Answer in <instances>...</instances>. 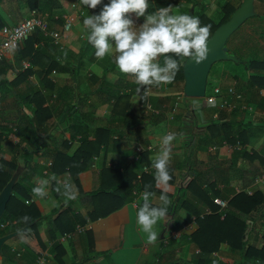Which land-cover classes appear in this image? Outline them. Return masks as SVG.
I'll return each mask as SVG.
<instances>
[{
	"label": "crops",
	"instance_id": "obj_1",
	"mask_svg": "<svg viewBox=\"0 0 264 264\" xmlns=\"http://www.w3.org/2000/svg\"><path fill=\"white\" fill-rule=\"evenodd\" d=\"M155 1L157 0H148V13L157 9ZM189 1L184 0V4L188 5ZM197 1L205 4L199 6L196 11L197 15H201L204 11L208 14L217 11L226 0ZM103 3H108V0H103ZM185 5L171 8L172 13L185 14ZM101 7L102 5L96 9H88L81 5L79 0H2L0 2V20L1 18L5 20L4 26L17 24L30 17L35 11L39 17L47 19L50 29L61 31L66 23V17H69L72 26L63 38L65 48L60 49L52 42L57 46V50H53V55L59 56L62 65L78 69L75 75L69 71L56 69L44 78L42 69L34 67L31 63L32 67L28 69H33L32 72L19 75L18 73L27 71L21 69L22 63L31 62L29 55H24V52L30 48V44L27 43L28 37L24 39L18 48L9 51L3 59L15 70L9 74V79H13L8 84L9 88L6 89L4 85L0 88L2 97L0 124L4 125L6 120L17 122L27 114L32 115L38 104L43 102L44 106L49 105L51 102L49 97H56L59 92L63 99L69 100V105L82 102V108L88 110V121L92 124L117 128L116 136H112L117 142L109 143L106 149L103 148L98 156L93 157L88 169L82 173L86 190L98 187L100 171L104 165L124 168L137 155L140 156V161L142 154L146 153L145 158L148 162L139 166L137 171L139 173L145 165L152 168V160L160 151V139L168 133H176V139L171 143L169 164L174 183L180 184L185 189L187 183L195 176H199L200 182H195L191 189L184 190L187 198L185 206H182L181 202L175 204L172 201L176 199V192L171 195L176 184H170L169 213L166 221H159L155 225L158 239L154 244L147 243L145 234L136 224V211L140 204L135 201L140 202V198L136 197L110 215L92 221L87 214L86 202L79 197L69 202V198L64 194L63 201L60 192L55 191L50 182L47 186V196L39 199L46 218L39 224L38 234L46 248H42L34 231H29L23 236L17 235L7 241L9 247L6 255L0 254V264H34L38 256L46 251L50 253L48 264H213L215 260H223L225 264H264V258L262 260L244 258L240 247L230 249L227 244H222V249L219 251L206 254L201 252L199 245L191 239L192 232L198 229L197 214L204 215L211 212L209 203L214 201L218 205L216 198L228 201L239 189L253 191L260 189L264 192V182H256V179L264 173V103H261V106L259 103L253 104L246 110L245 106H242L241 109L238 103L234 102L235 94L230 92V88L238 91V82L232 81L229 84L222 79L211 85L212 97L207 93L201 99L183 97L181 94L184 92L185 81H177L170 83V87L169 84L152 86L151 96L141 100L136 92L137 84L133 78L117 69L113 62L114 54L98 59L95 56V49L85 38L87 32L83 27V19L87 15L97 14ZM131 15L137 26L143 23L144 17L137 19L134 14ZM3 27H0V44L3 40ZM36 45L34 44L33 49ZM17 74L19 76L14 78ZM72 76L76 77L75 90L71 91L70 96L64 97L68 79ZM121 77L126 78L127 84L120 85ZM216 89H220V92L217 93ZM111 90L126 94L117 105L120 115H112L113 105L108 100ZM211 99L213 105L209 102ZM149 100L154 109L157 107V110L158 108L168 110L164 120L154 122L146 119L141 122L139 116L150 113L145 106ZM129 104L133 105L132 111L127 110ZM57 107L60 112L64 111V101L60 100ZM126 111H131L128 116L124 115ZM66 114L69 119L63 123ZM71 115L65 113L60 119L52 117L46 122L47 131L42 135L45 137L49 133L54 140V144L48 139L45 141L49 149H54L55 145L63 140H73L70 127L75 118ZM220 117L221 121L243 123L241 130L245 133V147L238 148L237 144L227 143L223 133L217 138L210 137L207 125L220 121ZM10 127L16 129L12 125ZM77 130H75V140L84 136L95 138L93 128L79 125ZM12 142H16L15 137L8 139L4 136L0 140V159L8 161L13 159ZM138 147L144 150L139 152ZM148 147L154 149L149 150ZM35 157L39 158L38 155ZM41 161L42 165H46L51 158ZM152 171L155 172L153 168ZM43 179H48L45 170L43 176L37 180ZM160 194L153 193L152 203H159ZM65 201L68 202L62 206ZM218 207L221 212L223 211V215L226 208L221 210L219 205ZM64 210L70 219L75 220V232L73 231V236L67 239H63L64 235L52 239L51 221ZM244 219L245 243L250 247L261 248L264 245V206L246 215ZM167 225L169 229L174 226V230L166 232ZM79 227H82L83 231L76 232ZM210 230V227H207L200 231L201 237L208 236ZM56 243H60L63 247L62 259H58L56 252H52ZM174 251L175 257H172L171 253Z\"/></svg>",
	"mask_w": 264,
	"mask_h": 264
},
{
	"label": "trees",
	"instance_id": "obj_2",
	"mask_svg": "<svg viewBox=\"0 0 264 264\" xmlns=\"http://www.w3.org/2000/svg\"><path fill=\"white\" fill-rule=\"evenodd\" d=\"M1 1L2 0H0V2ZM242 1L243 0H226L220 5V14L218 17L211 16L206 11L202 12L201 15H197L196 11L199 6L205 5L204 2H199L197 0H190L188 5L184 4V0H157L155 1V5L157 9L159 7L171 6V8H174L176 6L185 5L187 14H189L190 8L193 7L195 9L196 16L199 17L201 21V24L211 25V36L221 24L230 18L232 13ZM258 1L264 2V0ZM256 10L258 12L256 16H259L260 19H264V11L260 12L258 7H256ZM4 25L5 20L1 18L0 27H3ZM241 27L229 38L227 42L229 53L235 55L239 59V62H230L231 67L223 70L222 76L224 79H232V81L238 82V91H236V93L241 96L237 97L235 95L234 102L235 104L237 102L238 107L241 109H243L242 106H245L246 110L248 107H252L251 105L253 104L259 103V106H261L260 104L264 103V95L261 93V90L264 89V49L258 43L259 41L254 40L253 36L248 38L251 40L249 43L242 45L241 43L238 44L235 41H231L232 37L241 29ZM49 28L51 27L49 26ZM256 31H259L261 36L264 37V24L260 23ZM233 40H235V38ZM52 42L53 40L49 36L45 35L42 30H36L28 36L27 43L28 45L30 44V48L26 51L24 50V55H29L30 61L34 67L37 66L42 69L41 72L44 78L56 69L69 71L75 75L78 70L77 67L74 68L73 66L62 65L61 61H59V56L56 54L53 55V52L57 50V46H55L53 44L54 42ZM251 42L253 43L249 48L245 47ZM34 44H37L35 49H33ZM231 48L236 50V54L232 52ZM44 56H47V58L45 59ZM174 58L178 59L181 67L173 82H184L185 77L183 63L186 57ZM29 69L25 72L17 73L19 75L29 74L33 70ZM14 70V67L7 61L3 60L0 63V88L3 87V85L6 86V89L9 88L8 84L13 81L12 78L9 79V74H11ZM18 74L14 76V78H17V76H19ZM75 79V76L68 79L67 90L64 97L70 96L71 91L75 90ZM125 81L126 78L121 77L119 82L120 85H125ZM209 82L210 80L207 85H209ZM119 83L117 81L118 85ZM135 87L139 86L135 85ZM211 90L212 88L210 86V90H207V95L210 97H212ZM181 95L185 97L184 92ZM125 96V93L118 90H111L109 92L108 100L112 102L113 105L112 115L121 114V112L117 111V105L120 104ZM49 99H51L49 105L44 106L43 102L40 105L38 104L37 109H35L32 115L27 114L24 118H20L17 122L6 120L4 125L0 124V140L4 136L8 139H13V137L16 138V142H12L13 145L11 153L13 155V159L11 161L3 158L0 159V190H2L9 182L19 164L26 167L19 181L14 186L13 195L7 203L5 213L0 218V236L17 231L30 224L29 228L19 234V236H23L29 231H34L36 238H38V241L43 249L46 248V245L45 243H42L39 237L38 226L41 221L46 218V215L40 207L39 199H36L31 203H27V200L33 195L32 188L35 187V180L42 177L44 170L46 169L48 171L46 177L50 180L52 188L56 191V188L60 187V197L62 200L64 188L63 185L58 183L56 179H58V177L69 178L70 185L77 192V197L87 203V214L92 221L110 215L114 211L122 208L128 201L134 200L136 197L140 198L138 205H142L143 200L141 198V193L144 192L146 186H151L148 187V191L151 193H161L160 189L157 188L155 184V172H143L141 178L139 179L138 177L137 168L139 166L141 167L143 163L148 162L147 158H145L146 153L143 152L140 161L135 158L124 168L104 165L100 171V182L98 187H92L86 190L82 179V173L88 169L89 163L93 157L98 156L103 148L106 149L109 143L117 142L116 139H112V136H116L115 131L117 128L114 126H96L89 122V112L85 108H82L83 103L78 100L77 103L69 105V100L63 99L59 92L56 94V97L50 96ZM60 100L64 101L65 105V109H63L64 111L61 112L59 111V107H57ZM209 102L212 105L214 103L213 99ZM132 108L133 105L129 104L127 110H131ZM158 110H151L148 114H141V116H139L141 122L146 119L154 122L164 120L167 116L166 112L168 110L164 108H158ZM233 111L237 112V110ZM130 112L126 111L124 115L128 116ZM65 113H71V116L75 118L74 123H72V126L70 127L74 136L73 140H63L60 144L55 145L54 149H49V146L45 143V141L48 139V141L50 140L51 143L54 144V140L49 133L43 137L42 134L47 131L45 124L52 117L59 119L62 118ZM67 119L69 118L66 114L62 122H66ZM242 124V122L234 124L230 121H221L220 117V121L208 124L207 128L209 129L210 137L217 138L221 133H223L227 143L232 145L237 144V147L239 146L238 148H242L245 143V133H243L244 130H241ZM11 125L16 129L13 130L10 127ZM79 125L81 127L87 126V128H93L95 138L90 139V137L84 136L79 140H75V130H77ZM43 129L46 130L44 131ZM35 155H38L39 158H36ZM48 157L51 158L52 164L50 166L42 165L41 160ZM53 176L56 177L55 180L50 179ZM199 179V176H195L194 179L187 183L185 189H191L195 182H200ZM172 183H174L173 177L169 184ZM185 189L180 184H176L174 192L172 194L168 193L174 195L176 192V199H172L175 204L177 202H181L182 206L186 205L187 198L185 196ZM72 200L73 199H68L69 202ZM67 202H63L62 206H64ZM227 202L228 206L224 210L225 215H222L223 211L221 212L219 210L220 208L214 203V201H212L211 204L209 203V207L212 210L211 212L204 215H200V213L197 214L196 223L198 225V229L195 230V232H192L191 239L199 245L200 251L206 254H212L214 251H219L222 249V244H227L230 246V249L240 247L243 251L244 258L262 260L264 258V245L259 249L254 246V248L250 247L247 243H245L243 237L246 230L244 218L246 215L255 212L256 209L264 206V192L258 189L250 194L247 190L241 189L240 191H237ZM24 217H28V219L25 221ZM51 222L52 239L60 235L63 236L66 233L73 232L76 229L75 220L73 221L70 219L66 210L62 211L57 217L52 219ZM207 227H210L211 230L209 231L208 236L203 238L201 237L200 231H203V229ZM165 229L166 232H171L174 230V226L169 229L167 225ZM184 235H186V232H184ZM8 247L9 244L6 242L3 245V255H6ZM52 252H56L58 259H62L64 250L60 243H56L53 246ZM174 253L175 251L171 253L172 257H175ZM213 264H225V261L215 260Z\"/></svg>",
	"mask_w": 264,
	"mask_h": 264
},
{
	"label": "clouds",
	"instance_id": "obj_3",
	"mask_svg": "<svg viewBox=\"0 0 264 264\" xmlns=\"http://www.w3.org/2000/svg\"><path fill=\"white\" fill-rule=\"evenodd\" d=\"M79 3L88 9L102 5L97 14L83 19L87 32L85 38L95 49L98 59L114 54L113 62L117 69L132 77L139 86L136 92L141 100L152 86L174 81L181 67L174 57H186L198 65L208 56L211 25H202L195 15L173 14L171 6L159 7L148 13V0H108V3H103V0H79ZM131 14L137 19L144 17L143 23L137 26ZM175 139L176 133L161 137L160 151L152 160L155 184L161 191L159 203H152L153 193L148 191L151 186H146L141 196L143 203L136 211V224L149 244L156 243L158 234L155 225L166 221L169 213L171 202L168 193L172 179L169 164L171 143ZM50 179L55 180L56 177ZM49 183V179L37 180V186L32 188L33 196H47ZM63 188V194L69 199L77 198V192L70 184L64 183ZM56 191L60 192V187ZM27 219L24 217L25 221Z\"/></svg>",
	"mask_w": 264,
	"mask_h": 264
},
{
	"label": "water",
	"instance_id": "obj_4",
	"mask_svg": "<svg viewBox=\"0 0 264 264\" xmlns=\"http://www.w3.org/2000/svg\"><path fill=\"white\" fill-rule=\"evenodd\" d=\"M255 2L256 0H243L230 18L214 31L207 42L209 52L205 61L197 65L191 59H185L183 71L185 77L184 95L186 97L201 99L206 96L208 77L215 63L223 60L239 62L235 55L229 53L227 42L249 18L258 14ZM189 14L195 15L193 7L190 8ZM25 168L24 165L19 164L9 182L2 189L0 193V218L5 213L7 203L13 195L14 186L19 181ZM29 226L30 224L17 231L0 236V254L3 253V245L8 240L26 231Z\"/></svg>",
	"mask_w": 264,
	"mask_h": 264
},
{
	"label": "built area",
	"instance_id": "obj_5",
	"mask_svg": "<svg viewBox=\"0 0 264 264\" xmlns=\"http://www.w3.org/2000/svg\"><path fill=\"white\" fill-rule=\"evenodd\" d=\"M72 23L69 17H66V23L64 24L63 30L57 31V30H52L49 28V22L47 19L39 17L36 12L34 11L33 14L30 17H27L17 24L14 25H6L2 28V34H3V40L0 44V63L3 61V59L6 57L7 53L11 50H14L19 47L21 42L26 39L29 35L34 33L36 30H42L45 35L49 36L53 42L60 48L64 49L65 45L63 43V38L64 35L67 31L71 29ZM32 64L29 61H24L21 65V69L25 70L28 68H31ZM55 72V70H54ZM216 92H220V89H216ZM230 92L235 94L237 97H240V94H237L234 88H230ZM261 93L264 95V89L261 90ZM147 96H151V89L148 90ZM148 110H154L152 102L149 100L146 105ZM2 107V97H1V92H0V109ZM239 147V146H238ZM148 149H154V147H148ZM144 149L142 147H138V151L141 152ZM137 160L140 159V156L137 155L136 157ZM52 164V161H49L46 165L50 166ZM152 168L145 165L142 167V170L138 173L139 179L142 176L143 172H151ZM45 174H48L47 169L45 170ZM58 183L64 185V183L70 184L69 178H60L56 179ZM257 183L264 182V173L256 179ZM239 189L238 191H240ZM248 193H253V190L248 189ZM142 196V193H141ZM36 199H40L39 197H32L27 200V203H31ZM138 204V201H135ZM216 203L221 207V210L226 208L228 206V202L224 199L221 198H216ZM225 215V213H223ZM83 231L82 227L77 228L76 232ZM75 232V231H74ZM73 232L66 233L63 236V239H67L73 236ZM50 253L48 251L41 253L38 258L36 259L34 264H46L48 261Z\"/></svg>",
	"mask_w": 264,
	"mask_h": 264
},
{
	"label": "rangeland",
	"instance_id": "obj_6",
	"mask_svg": "<svg viewBox=\"0 0 264 264\" xmlns=\"http://www.w3.org/2000/svg\"><path fill=\"white\" fill-rule=\"evenodd\" d=\"M255 6L258 7V10L260 12L264 11V2L263 1L256 0ZM219 11L220 10L218 9L217 11L210 13V15H212L214 17H218V15L220 14ZM260 23L264 24V19L263 18L260 19L259 16H254L253 18L249 19L246 23H244V25H242L241 29L232 37L231 41H233V42L235 41L238 44L241 43V45H242V44L249 43L251 40L248 38L253 36L254 40L259 41L258 43L264 49V37L261 36L259 31H256L258 29V25ZM234 38H235V40H233ZM253 42H251L248 46H245V47L249 48ZM232 52H234L236 54V50H234V48L232 49ZM230 62L232 63V60H223V61H219V62L214 64L213 68L211 69L212 71H210V74H209L210 82H209V85H207L208 91L210 90L211 85H214L215 83H217L219 81L223 80L225 83L226 82H228L229 84L232 83V79L231 80L230 79L229 80L224 79V77L222 76V71L226 70V68L229 69V67H231ZM236 67H241V66H236ZM164 85H168V84H164ZM170 86H171V84H169L168 87H170ZM174 116H175V114H174ZM46 264H48V263H46Z\"/></svg>",
	"mask_w": 264,
	"mask_h": 264
}]
</instances>
